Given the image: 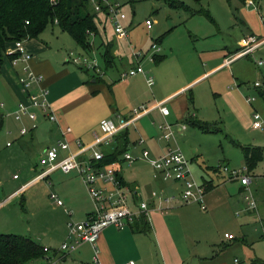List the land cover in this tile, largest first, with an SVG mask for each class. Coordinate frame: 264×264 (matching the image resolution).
<instances>
[{
	"label": "rangeland",
	"instance_id": "374dc122",
	"mask_svg": "<svg viewBox=\"0 0 264 264\" xmlns=\"http://www.w3.org/2000/svg\"><path fill=\"white\" fill-rule=\"evenodd\" d=\"M117 1L126 15L124 21L130 25L128 40L116 39L111 23L107 22L105 31L101 25L99 35L94 38L90 36L97 49L88 56H94L96 61L98 59L102 63L100 54L103 46L99 38L113 41V49L118 55L115 59L117 70L120 74H125L137 64L135 57L131 55L133 51L142 52L145 55L140 65L144 70H150L149 75L153 77L151 88L144 81L142 84L147 92H154L157 98L165 96L184 80H194L187 90V94L191 91L194 101L190 111L198 119L209 122L212 130L205 132L186 124L184 135L175 134L168 143L161 137L162 132L158 129L160 141H155L156 148L166 151L169 146L178 147L188 159L194 181L202 183L201 178L204 177L212 178L215 182L214 192L205 195V204L207 197L211 199L208 210L211 204L215 209L212 217L206 219V223L209 228L208 235L216 240L215 249L221 253V258L232 260L238 257L247 263H264V160L257 163L250 172L244 171V174L251 177L249 190L243 188L238 179L224 178V170L221 169L222 173L215 174L207 169L218 168L219 165H226L229 170L246 169L239 145L264 147V130L251 126V114L254 110L264 120V95H260L253 86L255 81H264V67L260 69L255 64L257 60L264 58V44L246 57L233 59L223 67H215L221 63L224 54L227 57L238 52L240 40L244 36L253 34L264 37V0H252L254 4L251 6L237 0H202L200 3L177 0L194 9L204 6L215 22L199 13L190 15L182 5L172 6L167 0ZM149 17L154 23L147 29L144 21ZM40 33L45 41L51 43L52 50L61 46L64 51L85 53L67 33L60 32L56 23L47 26ZM158 37H162L161 44L156 42ZM152 43L162 48L159 53L167 54L169 58L165 57L160 63L149 61L151 52L154 51L151 48ZM236 48V51L230 52ZM248 96H253L254 101L247 102ZM12 101L9 90L3 89L0 83V103L7 109ZM167 105L172 110L168 101ZM5 111L0 107V113ZM13 135H7L6 126L3 124L0 129V232L29 236L41 245H59L63 223L70 218L71 222L83 219L82 212L78 211L82 204L89 205V201L86 202V199L89 200L87 192L84 195L80 191L82 185L79 186L75 179L71 181L78 200L74 207H70L61 196L60 199L72 212L70 215L64 214L63 209L56 207L54 200L49 198L50 191L58 190L56 187L59 180L65 181V175L60 171L46 180L41 179L27 185L20 194L13 193L7 198L25 180L37 174L27 170L28 165L39 166V154L35 150L40 146L56 144L55 140L49 141L46 136H41L35 150H23L17 144L7 147L8 138ZM249 193L256 199V208L251 211L246 209L245 195ZM4 199L6 200L3 201ZM224 232L232 233L235 239L225 240ZM201 245L203 251L211 254L212 245ZM30 264H42V261ZM185 264H191L190 260Z\"/></svg>",
	"mask_w": 264,
	"mask_h": 264
},
{
	"label": "crops",
	"instance_id": "0c3cea01",
	"mask_svg": "<svg viewBox=\"0 0 264 264\" xmlns=\"http://www.w3.org/2000/svg\"><path fill=\"white\" fill-rule=\"evenodd\" d=\"M60 32L66 33L61 29ZM40 34L37 37L21 41L25 51L29 54L27 61L13 64V55L8 54V56H5V60L0 67L1 86L3 89L9 90L10 98L13 100L8 105L10 108L7 107V109L3 103H0V107L6 110L4 112L5 114L0 113L2 123L6 126V133L7 135L14 134L12 138H8V142H10L8 146L17 144L23 150H35L40 137L46 136L45 138H48L49 141L55 140V143L58 140H65L69 143V151H76V139L81 140L86 145L94 142L92 132L98 128V124L102 119L110 118L117 125H120L121 118L127 117L129 111L136 106L146 104L151 107L158 101L166 102L167 105L168 101L172 107V110L169 109L168 116L164 117L158 108L153 107L148 113L139 116L135 122L130 123L126 129L120 130V132H126L127 144L125 152H129L131 155L137 157L141 155L142 150L147 149L153 158L159 157L167 151L156 148L155 141L159 139V134L157 133L159 129L158 122L162 124V121L169 120L167 122L172 123L174 136L175 134L184 135L183 132L187 124L184 122L186 116L193 115L196 117L190 111L194 102L193 104L189 103V94H187L188 86L194 80H184L183 83L171 89L165 96L157 98L154 92H147L148 90L142 84L143 81L146 83L147 77L152 76L149 75L150 70L143 69V73L136 74L131 78L121 77L115 63L118 55L113 49V41L111 42L112 64L106 67L101 53L102 63H99L97 59L98 66L101 70L98 73L92 69L81 68L71 61L69 62L67 57L68 51L62 50L61 46L52 50L51 43L45 41ZM90 36L95 37L93 34H90L88 37L91 43L90 49L83 50L85 52H82L83 54H77L89 55L95 52L93 50L97 49V47L93 44ZM114 37L116 39H122L121 37H116L115 34ZM245 38L246 36L241 38L239 48L242 46ZM99 39L102 40L101 44L103 47L101 52H103V42H107L108 39L104 37ZM162 42L163 40L158 43L161 44ZM154 44H151L152 49H154ZM9 46L11 48L14 47V42ZM160 51H162V48L152 51L151 56L153 54H159L169 58V55L159 53ZM225 55L221 63L215 66L216 68L225 66L227 59ZM151 58L149 61H153ZM25 64L29 66L34 74L40 75L42 78L38 86L34 85L29 87V90H26L20 82V78L24 75L23 66ZM107 69L109 70L107 71ZM38 87L46 91V99L50 105L54 120H49L43 116L40 109H33L37 115L36 122L38 125L35 129H30L24 135H20L19 130L23 126L27 128L31 127L32 122L25 115L20 120H15L11 113L16 109V105L19 102L27 100L28 91H36ZM151 87L149 86V88ZM115 137L111 142L99 144L97 149L104 154L106 151H112L114 146L117 145ZM52 145L55 144L52 143L46 147ZM46 147L40 146L35 151L40 156V152ZM17 150L19 151V148ZM69 151L59 150V158L69 155ZM192 159L194 160L195 157ZM115 162L119 164L117 168L120 179L138 188L140 196L149 202L150 209L146 213V218L150 229L148 233H144L133 231L130 226H125L123 229H118L113 225L107 226V228L101 231L96 241L97 264H123L128 260H133L135 264H185L188 259L191 264H232V260L221 258V253L215 249L216 240L208 235L209 228L207 227L206 219L208 217L211 218L215 211L213 204L209 205L210 209L208 210V203H211L210 198L207 197L206 208L203 210L195 202L183 204L179 198L182 184L174 180H163L160 173L155 172L146 160L138 158L131 165H128L123 160V153H121ZM27 167V170L36 172L37 174L39 173L37 171H41V167L36 164L28 165ZM60 171L58 169L51 173L48 178ZM128 173L129 176H127ZM63 174L65 175V181L59 180L56 187L58 190L50 192H54L59 198L63 196L68 206L74 207L78 199L74 195L71 181L75 179L79 186L82 185L80 191L84 195L87 190L77 171L73 170L70 173ZM30 179L25 180L7 198L13 193L20 194L24 189L21 186ZM209 179L213 181L212 178ZM201 181L203 182V177ZM214 183L213 181L214 187L206 191L207 195L208 193L214 192ZM48 184L51 185V183ZM154 191H157V194L161 193L162 198L167 196H173L174 198H171L170 202H165L163 199L158 198L157 195L153 197L151 193ZM86 196H88V193ZM88 199H86V202L89 201V205L87 206L86 204L87 208L82 204L78 211L82 212L81 217L83 219L93 209V201H91L89 196ZM58 206L63 209L64 214H72L67 209L65 202L63 206L57 205L56 207ZM70 220L72 219L70 218L66 221L67 223H63L61 242L66 238L67 224L71 222ZM224 239L226 240V238ZM203 243L212 245L211 254L202 250L201 244ZM41 246H47L49 251L46 252L44 258L35 260L32 263L42 261V264H47V259L50 258L52 259V264H96L93 259L95 254L94 249L87 242L81 243L74 251L69 253H60L57 250L59 245L55 243H43Z\"/></svg>",
	"mask_w": 264,
	"mask_h": 264
},
{
	"label": "built area",
	"instance_id": "2783aa9c",
	"mask_svg": "<svg viewBox=\"0 0 264 264\" xmlns=\"http://www.w3.org/2000/svg\"><path fill=\"white\" fill-rule=\"evenodd\" d=\"M51 3H55L57 0H50ZM90 7L96 13H102L105 11L107 14L108 22L111 23L115 36L121 37L128 40L129 37V27L130 25L124 23L126 19L125 13L122 11L121 4L117 0H89ZM246 6L253 5L252 0H245ZM28 21H26L27 23ZM145 25L147 29L152 27L153 19L151 17L145 19ZM91 34V33H90ZM22 41V40H21ZM21 41H15L14 47H7L6 54H12V63L17 64L21 61H27L29 54L25 51ZM264 44V37H258L253 34L246 36L242 46L239 48L238 52L232 56H228L226 59V65L230 63L231 60L246 57L255 52L258 48L262 47ZM154 50H159V47L153 45ZM135 57L137 61L136 66L131 68L128 73L121 74L122 78L132 77L136 74L143 73L144 70L140 65V60L143 54L138 50H134L131 54ZM68 61L73 62L81 68L92 69L94 72L100 73V68L96 59L88 55L75 54L73 51H69L67 54ZM256 66L258 68L264 67V58L256 61ZM24 75L20 78L21 84L26 90L34 85L38 86V83L42 80L40 75L34 74L29 66L25 64L23 66ZM146 83L151 86L153 83V77H147ZM253 86L257 89H264V81L253 82ZM247 102L254 101L253 96H248ZM16 109L11 113L15 120H20L23 115L27 116L32 122L31 127L27 128L23 126L19 133L24 135L30 129H35L37 127V115L33 109H40L43 116L47 117L49 120H54V116L51 113L50 105L46 99V91L43 88L38 87L36 91H28V98L26 101L19 102L16 105ZM158 108L160 113L166 117L169 113V108L166 106V102H157L154 106H147L141 104L135 107L129 112V115L125 118H121L120 125H117L114 120L110 118L102 119L97 130L92 132L94 136V142L91 144H83L79 139L75 140L77 150L69 151V143L65 140H58L55 145L48 146L40 152L39 156V166L41 171L36 174L33 178L28 180L22 188L26 185L34 184L35 182L41 181V179L46 180L49 175L58 169L63 173H70L73 170L77 171L82 179L83 184L86 187L87 193L91 201H93V209L85 216V219L81 221L69 222L67 224L66 238L60 242L57 250L60 253H69L74 251L75 248L83 242H87L92 245L94 249V262L98 263L96 241L101 234V231L107 226L113 225L118 229H123L125 226H130L136 219L141 215H145L150 209V204L147 200L140 196V191L133 185L125 182H121L118 176V163L111 162L103 166H97L96 163L104 158V153L97 149L99 144L104 142H111L115 136L120 132L121 129H126L130 123L136 121V119L148 113L152 108ZM251 126L254 129L264 130V120L262 116L254 110L252 112ZM159 130L162 132L161 137L169 143L171 138H174L173 125L170 122H165L158 125ZM10 145V142L6 144ZM59 150H68L69 155L59 158ZM166 153L159 157H151L149 151L142 150L141 155L135 157L129 152L123 153V160L128 165H131L138 158L146 160L150 167L154 169L155 172L160 173L161 177L165 181L174 180L182 184V189L179 192V198L183 204L197 203L203 210L206 208L205 205V193L206 185L202 183H197L193 180L190 165H188V159L183 155L178 147H167ZM225 171L224 178L227 180H240V183L244 188L249 190L250 176L244 174L246 169H234L229 170L226 165H219L218 172L222 173ZM215 173V174H218ZM16 176V174L14 175ZM17 177V176H16ZM21 188V189H22ZM154 195L165 202H170V197L162 198L161 193L157 194L156 191L152 192ZM49 198L54 200L57 205H64V202L54 193H49ZM247 211L256 208V199L249 193L245 195ZM163 210V209H161ZM68 212L67 209H65ZM224 238L227 240H234L235 236L232 233H225ZM45 252L49 251L47 246H43ZM52 259H47V264H52ZM123 264H135L133 260L125 261ZM232 264H264L261 262L254 261L253 263H247L244 260L237 258L232 259Z\"/></svg>",
	"mask_w": 264,
	"mask_h": 264
},
{
	"label": "trees",
	"instance_id": "16d2710c",
	"mask_svg": "<svg viewBox=\"0 0 264 264\" xmlns=\"http://www.w3.org/2000/svg\"><path fill=\"white\" fill-rule=\"evenodd\" d=\"M200 3L202 0H193ZM227 2L229 0H226ZM239 3L245 4V0H237ZM174 6H183L190 15L197 13L205 15L212 20L209 10L204 6L197 9L185 5L182 1L167 0ZM106 12L96 13L90 7L89 0H57L51 3L50 0H0V67L4 62L6 49L11 43L21 41L28 38L37 37V35L46 29L47 26L56 23L59 28L72 37L73 40L81 47L82 50H88L91 47L88 39L90 33L94 36L99 35L102 26L104 31L108 18ZM26 21H28L26 23ZM100 25V26H99ZM157 42L162 41V37L156 38ZM104 51L101 56L105 62V66H110L113 61L111 54L112 43L103 42ZM236 49L230 51H236ZM230 54V53H229ZM10 57V56H9ZM228 57V56H227ZM165 57L159 54H153L152 59L155 63H159ZM260 95H264V89H258ZM188 101L193 104L191 92H189ZM2 117L0 116V129L3 126ZM184 122L199 130L211 131L210 123L199 120L193 115L186 116ZM126 132L121 131L117 134V145L112 151H106L104 158L96 163L97 166H103L107 163L118 160V156L126 150L127 138ZM242 149L244 164L246 170H253L261 161L264 160V147L255 145H239ZM214 173L219 170L216 167H207ZM207 173V171L205 170ZM120 178V177H119ZM121 180V179H120ZM123 182V180H121ZM203 183L206 185V191L211 190L214 185L210 179L203 177ZM130 227L133 231L148 233L150 226L145 215L139 216ZM46 255L43 246L38 244L29 236H23L15 233L5 234L0 232V264H30L31 262L44 258Z\"/></svg>",
	"mask_w": 264,
	"mask_h": 264
}]
</instances>
